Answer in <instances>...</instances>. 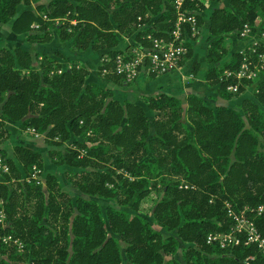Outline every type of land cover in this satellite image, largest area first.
Instances as JSON below:
<instances>
[{
    "label": "trees",
    "instance_id": "1",
    "mask_svg": "<svg viewBox=\"0 0 264 264\" xmlns=\"http://www.w3.org/2000/svg\"><path fill=\"white\" fill-rule=\"evenodd\" d=\"M210 1H188L200 26ZM20 2L32 0H0V24L12 20L13 30L28 32L31 41L57 34L73 39L77 49H108L110 57L135 43L148 46V34L169 37L177 14L174 0H47L18 11ZM246 22L254 32L255 24L264 30V0H231L210 15L212 65L205 78L226 98L239 96L256 80L226 75L239 69L243 57L234 50L226 59L229 34L242 38ZM130 37L125 48L119 46ZM186 43L184 58L193 51L190 38ZM60 56L0 47V152L12 170L3 147L11 134L8 121H21L23 129L34 126L60 144L73 132L85 136L66 150H48L54 165L75 167L65 171L69 185L56 172L44 179L0 180L6 217L2 222L0 215V264H264L255 245L206 242L209 232L229 228L226 201L237 209L264 202V78L256 98L245 96L236 107L209 104L196 92L186 97L185 109L167 91L141 94L149 114L141 102L120 101L112 88L88 80L82 60ZM104 66L109 78L125 82L112 59L100 71ZM235 83L236 92L228 89ZM15 152L27 176L35 162L43 167L40 150L18 144ZM152 194L157 197L150 218L143 202ZM104 199L115 203L103 206ZM246 213L264 235V210ZM5 233L20 237L24 248L4 240ZM179 250L182 260L175 254Z\"/></svg>",
    "mask_w": 264,
    "mask_h": 264
},
{
    "label": "crops",
    "instance_id": "2",
    "mask_svg": "<svg viewBox=\"0 0 264 264\" xmlns=\"http://www.w3.org/2000/svg\"><path fill=\"white\" fill-rule=\"evenodd\" d=\"M31 5V4H30ZM34 7V6H28ZM215 7L214 3H211L210 7H207L201 12L202 23L200 36H205V32L208 33L210 26V15ZM27 8V7H24ZM24 8L18 10L21 11ZM75 23V21H74ZM33 25L37 24L35 22ZM197 38V37H196ZM237 38V37H236ZM234 39V44L237 45L236 50H241L245 48L249 41L246 38ZM73 39H61L57 34L50 41H31L28 39V32H15L12 28V20L7 22H2L0 24V47L7 46L14 48L15 46H23L29 49L31 52H46L50 55H55L57 51L61 52L65 57L80 59L82 60L89 68L88 80L96 81L104 86L110 87L113 89L115 97L119 100L124 101L126 99H131L133 101L141 102L143 101L140 98L141 94L153 93L161 90L167 91L174 95H179L186 100V97L190 92H196L202 95L205 98V101L208 103L210 98H215V92H206V88L209 86L205 78L207 70L210 68L211 63L208 62L206 58V51L208 44L205 40H202L200 47L202 48V57L193 56L195 52L196 45L190 56L184 58L180 62L179 66L175 69H172L164 73H152L149 74H140L132 82H119L115 81L107 76V73L100 71L99 64L103 62L104 56H109L107 53L108 49H95L88 47L86 49H77L73 46ZM132 42L131 38H122L119 46L125 48V46ZM100 62V63H99ZM244 95H248L246 90L242 91ZM239 99V98H237ZM237 99H230L229 105L238 106L239 102ZM237 103L233 104L232 102ZM187 102V101H186ZM145 105V104H144ZM7 127L10 129L11 134L9 138L3 143V147L7 156L12 157L13 145L15 144H26L34 149L42 150L40 146L42 143L36 139L26 140L21 142L23 135L20 134V131L24 130L26 133L32 135L31 132L26 131V128L21 127V121H8ZM33 136V135H32ZM38 138L40 135H34Z\"/></svg>",
    "mask_w": 264,
    "mask_h": 264
},
{
    "label": "built area",
    "instance_id": "3",
    "mask_svg": "<svg viewBox=\"0 0 264 264\" xmlns=\"http://www.w3.org/2000/svg\"><path fill=\"white\" fill-rule=\"evenodd\" d=\"M174 3L177 14L169 37H157L148 34L147 36L150 39L148 46L144 47L140 43H135L126 52L117 53L114 57H103V63L110 59L113 60V70L122 74L125 82L135 80L140 74L164 73L175 69L188 53L189 47L186 42L190 38L189 34L193 36L197 35L200 32L201 26L199 25L197 13L186 7L184 0H175ZM44 17L47 18V15L44 14ZM250 30H252L251 26L245 23L240 31V35L245 36ZM241 51L243 57L239 69L236 71L226 70V75L228 76L233 73L239 80L252 78L254 74L246 73L248 63L250 62L247 56L248 53L244 50ZM102 71L108 73L110 69L104 66ZM228 89L237 91L238 83L229 84ZM27 130L38 134L34 126H28ZM0 167L4 171L9 170V165L1 152ZM180 187L193 188L195 186L181 183ZM226 207L228 214L236 221V227H232V230L229 231H211L206 236V242L209 244H219L223 248L239 244L255 245L264 254V235L259 231L250 217H244L246 212L253 210L261 213L264 210V202L255 208L245 205L242 208L244 214L234 212L233 206L229 201H226ZM2 214L3 212L1 211Z\"/></svg>",
    "mask_w": 264,
    "mask_h": 264
},
{
    "label": "rangeland",
    "instance_id": "4",
    "mask_svg": "<svg viewBox=\"0 0 264 264\" xmlns=\"http://www.w3.org/2000/svg\"><path fill=\"white\" fill-rule=\"evenodd\" d=\"M39 1H47V0H32L31 5H26L24 2H20L18 4L17 8H18V10H20V9H22L24 7L36 6V4ZM188 1L189 0H184V5L186 7H188L189 9L193 10L194 12H197L196 9H194L193 7H191L188 4ZM174 2H175V0H174ZM211 3H214L215 7L218 6V5H231V0H212V1L209 2L208 7H210ZM246 23H248L251 26L252 30H250V32L247 35H245V36L244 35L243 36L240 35L242 38H246L249 41L248 45L245 48L241 49V50H244V51H246L248 53L247 56L249 57V61H250L248 63V68L246 70V73L254 74L253 78H256V80H254L253 82L248 83L246 85L245 89H243V90H246V93L248 94V95H246V97L249 96V97L256 98L255 92L258 91L257 84H258L260 79L264 78V30H260V25L259 24H255L257 29L254 32L252 24L249 23V22H246ZM241 30H242V28L240 29V31ZM208 34H209V31H208V33L205 32V36L203 35V36H200V37H198L200 35V32L197 35H194L195 37L193 35L189 34L190 40H191V42L193 44V49H194V46L197 43H199V44L196 45L195 52H194L193 56H201L202 57L203 54L201 55L202 48L200 47V44L202 43V40H205L206 43L208 44L206 51H204V53L206 52V58H207V53H208V49H209V45H210V40L208 39ZM229 36H230V39H231L230 43H228L229 46H230V51L227 54L226 59L229 58V56L232 53V51L236 50L235 48L237 47V45L234 44V39L233 38L242 39V38H239V37L235 36L234 32L232 34H229ZM130 38L133 39V37H130ZM60 58H61V60H64L65 56L64 55L60 56ZM63 63H66V62H63ZM65 65H68V64H65ZM211 65H212V63H211ZM208 85L209 86L206 88V92H211V93L215 92V96H216L215 98H210L209 101H208V103L212 104V105L221 104V103L229 104L230 103L229 102L230 99H237V98H239V99H237V102H239V104H240L242 102V98L245 97V95H244V97H240L243 94V92L241 91V94L239 96L238 95H234L233 97L226 98V97H224V96H222L220 94L219 87H218L217 83L216 84H209L208 83ZM234 92H236V91H234ZM176 96L181 98L182 102H184V105H182V107L185 109L184 106L186 105V100L183 99L182 97H180L179 95H176ZM114 97H115V94H114ZM143 103L145 104L144 101H143ZM232 103L233 104H237V103H235V101L232 102ZM145 106H146L147 112L149 114H152V110L149 107H147L146 104H145ZM184 118L186 120V117H184ZM27 128L25 129L26 131H28ZM28 132H30V131H28ZM37 132H38V134H35L34 132H31L32 135H33L32 136L31 134L26 133L24 130H22V131H20V134H22L23 136L20 137V138H21V142L22 141L24 142L26 140L36 139V140H38L39 142L42 143L40 145V146H42L41 147L42 150H40V151L43 152V167L39 166V164L35 162L32 165L31 174H28L29 176H27V172L24 169V164L22 163L21 158L18 157L16 152H15V146L18 145V144H15V145H13V152L11 154L12 155L11 158L13 159V162H14V165H15L16 168L13 171L12 170L13 167H11V164L5 160L8 163V165H9V170L8 171H4L0 167V180H3L5 182L9 183V182H11L13 180H16V179L23 180L26 177H30V176H33V177L37 176V177H40L41 179H44V177L46 176L45 174L47 172H56L57 174H60V176L65 181L64 185L65 184L69 185L67 183V179L65 177V171L67 169H74L75 167L70 166L68 164H61L59 166L54 165L53 161L51 160V157L48 156V150L50 148L66 150L67 146H70V145L73 144L72 141L74 139L84 140L85 136L83 135V133L76 134V133L73 132L71 134L70 138L66 139L62 144H60L58 142L57 143L51 142V140L47 139L46 132H39L38 130H37ZM34 135H40V136L38 138H36V136H34ZM21 144L24 145V146H28V145L23 144V143H21ZM28 147H30V146H28ZM31 148H33V147H31ZM37 150H39V149H37ZM4 158H5V156H4ZM4 173L11 174L13 179L9 180L8 177H6ZM156 197H157L156 194H152V196H149V197L145 198L144 202H143V210L145 212L149 213L150 218L153 217V212L152 211H153V208H154V205H155V198ZM4 201H5V199L0 197L1 206L4 205ZM108 201L109 202L111 201V202L115 203V201L112 200V199H104L103 200V206H105ZM229 202L233 206L234 212L236 211L238 214H244L243 209H242L243 207L240 208V209H237L236 206L230 200H229ZM0 211L3 212V214L2 215L0 214V215H1V221L4 222L5 218H6L5 217V211H4V209H2ZM244 217L247 218V217H250V215L248 213H246ZM231 220L232 221L229 223V228L222 229V230H219V231H229V230H232V227H236V225H237L236 221L232 217H231ZM243 224H245V223H243ZM11 238H12V240H11ZM4 240H6L7 242L14 241L15 244H18L19 248H21V249L24 248L23 240L20 237H14L12 235V233H5L4 234ZM123 254H125V253L123 252ZM175 254H176V257H178L179 259L182 260V251L181 250H179Z\"/></svg>",
    "mask_w": 264,
    "mask_h": 264
}]
</instances>
